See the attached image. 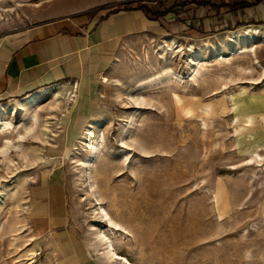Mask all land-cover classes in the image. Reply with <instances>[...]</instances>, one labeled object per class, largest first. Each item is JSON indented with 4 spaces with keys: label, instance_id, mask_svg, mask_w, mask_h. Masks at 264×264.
Instances as JSON below:
<instances>
[{
    "label": "rangeland",
    "instance_id": "obj_1",
    "mask_svg": "<svg viewBox=\"0 0 264 264\" xmlns=\"http://www.w3.org/2000/svg\"><path fill=\"white\" fill-rule=\"evenodd\" d=\"M239 1L42 0L1 11L0 33L142 6L167 29L126 41L105 75L103 110L81 129L72 128L74 83L66 95L54 86L0 103L40 95L0 120L10 123L0 125V264L58 262L27 193L49 169L62 171L74 237L103 264L127 263H112L99 229L130 264H264V37L233 38L248 26L263 35L264 21L222 6Z\"/></svg>",
    "mask_w": 264,
    "mask_h": 264
},
{
    "label": "crops",
    "instance_id": "obj_2",
    "mask_svg": "<svg viewBox=\"0 0 264 264\" xmlns=\"http://www.w3.org/2000/svg\"><path fill=\"white\" fill-rule=\"evenodd\" d=\"M246 1L249 6L242 8V19L264 21V0ZM157 19L140 8L96 9L42 19L0 33V103L56 85L66 95L69 87L65 85L74 83L76 116L72 128L81 129L103 110L105 75L116 64L126 41L167 29V24ZM40 174L27 190L29 210L36 231L56 244L55 264H103L71 231L68 188L62 171L49 169Z\"/></svg>",
    "mask_w": 264,
    "mask_h": 264
},
{
    "label": "bare ground",
    "instance_id": "obj_3",
    "mask_svg": "<svg viewBox=\"0 0 264 264\" xmlns=\"http://www.w3.org/2000/svg\"><path fill=\"white\" fill-rule=\"evenodd\" d=\"M19 1H22L26 4H29V5H34V6H38L40 5V3L42 2V0H12V2H9V0H0V17H1V11H13L15 9H17V4L15 2H19ZM48 1V0H47ZM50 1V0H49ZM261 32V31H260ZM256 28H252L251 26H248L244 31H242L241 33L238 32H234L233 33V38L236 39V38H256V37H261L262 38L264 37V34L262 35ZM231 38V37H230ZM258 39V38H257ZM259 40V39H258ZM173 42V41H172ZM171 42V43H172ZM167 46V44H166ZM168 47L170 48H174V47H181V44L179 45H176L174 44V42L172 43V45H168ZM248 49V48H247ZM251 49V48H250ZM176 51V50H175ZM246 51V50H245ZM57 86V85H56ZM55 86V87H56ZM60 88V87H59ZM58 88V89H59ZM60 90V89H59ZM62 90V89H61ZM57 91V90H56ZM55 91L54 94V97L55 99L57 98V92ZM51 92V91H50ZM46 93V92H45ZM61 93V92H60ZM48 94V93H46ZM40 95H33V96H30L28 99H25V101H22V102H19L18 105H9V106H1L0 107V120H2V115L5 114V113H10V114H13L15 113V111H17V109H23V107L25 106H32L33 105V102L36 101V99L39 98ZM38 115V114H37ZM37 115H33L31 120L33 122V124L35 125V127L37 126V123H38V120H39V116ZM49 122V121H48ZM48 124V123H47ZM0 125L3 126V132H6L10 127V123L9 122H3V121H0ZM33 129V128H32ZM44 130V129H43ZM47 130V129H46ZM34 131V129H33ZM32 132V131H30ZM44 134V133H43ZM92 134V133H91ZM92 136V135H91ZM21 138H23V136H21ZM7 143H11L10 141H8ZM99 145V143H98ZM7 146V145H6ZM11 146V145H10ZM96 146V145H95ZM100 146V145H99ZM9 148V147H8ZM96 148V147H95ZM7 149V148H6ZM12 149V148H11ZM98 149V148H97ZM103 211H102V215H101V220L106 222L107 225L109 226V228H111L112 230L113 229H120V224L116 221H114L111 216H109L108 212L105 210V208H102ZM101 210V209H100ZM97 213V212H96ZM123 227V226H122ZM111 230V231H112ZM114 231V230H113ZM120 232V231H118ZM97 236L101 239L102 241V246H103V251L106 252L107 256L110 257L112 263L118 261V260H122L123 263H127V264H130L129 263V260L125 257H123L122 255H120L114 245L112 244L111 242V237L110 235H108L106 233V231L102 230V229H99L97 231Z\"/></svg>",
    "mask_w": 264,
    "mask_h": 264
},
{
    "label": "trees",
    "instance_id": "obj_4",
    "mask_svg": "<svg viewBox=\"0 0 264 264\" xmlns=\"http://www.w3.org/2000/svg\"><path fill=\"white\" fill-rule=\"evenodd\" d=\"M255 1L258 2L259 0H255ZM207 3H208V5H210L213 8H216L217 7V5L214 4V3H210V2H207ZM222 6H229L232 9H235L236 10V9H242V8L248 7L249 6V2L246 1V0H241V1L236 2V3L225 4V5H222ZM133 8H140L141 9V8H147V7L142 6V7H133Z\"/></svg>",
    "mask_w": 264,
    "mask_h": 264
},
{
    "label": "built area",
    "instance_id": "obj_5",
    "mask_svg": "<svg viewBox=\"0 0 264 264\" xmlns=\"http://www.w3.org/2000/svg\"><path fill=\"white\" fill-rule=\"evenodd\" d=\"M258 30V28H256ZM259 31V30H258Z\"/></svg>",
    "mask_w": 264,
    "mask_h": 264
}]
</instances>
